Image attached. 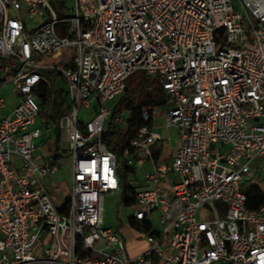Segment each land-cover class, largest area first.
Segmentation results:
<instances>
[{
    "label": "built area",
    "instance_id": "2783aa9c",
    "mask_svg": "<svg viewBox=\"0 0 264 264\" xmlns=\"http://www.w3.org/2000/svg\"><path fill=\"white\" fill-rule=\"evenodd\" d=\"M51 1L0 0V88L17 96L7 111L0 97V264H264V201L249 208L241 189L252 179L264 192V0H65L59 11ZM138 71L162 87L180 143L157 161L161 135L142 125L123 151L125 165H151L129 216L160 224L138 229L148 247L132 255L103 224L122 161L102 134ZM57 76L62 102L43 93ZM52 127L71 158L64 212L43 183L55 159L36 157Z\"/></svg>",
    "mask_w": 264,
    "mask_h": 264
},
{
    "label": "trees",
    "instance_id": "16d2710c",
    "mask_svg": "<svg viewBox=\"0 0 264 264\" xmlns=\"http://www.w3.org/2000/svg\"><path fill=\"white\" fill-rule=\"evenodd\" d=\"M54 75V74H53ZM55 90L43 91L44 94L52 95ZM43 98H45L43 96ZM167 104V97L160 84L152 78L145 75L144 72L138 71L131 75L126 81L124 92L116 99L112 108V114L107 122V129L102 134V140L107 148L114 152L119 158L123 157V151L127 147L128 142L135 135L136 131L142 125H152V115L148 121H145L141 115V109L147 106H164ZM121 113H125V121L120 124L115 117ZM125 170L131 173L133 168L124 165ZM118 173L121 179V198L120 203L124 206L134 204L136 191L132 185L122 182V174L120 168ZM246 205L249 208L258 207L264 201V192L257 187L251 186L245 191ZM66 207L59 208L60 212H64ZM129 224L144 231H152L151 221L149 219L136 220L129 217Z\"/></svg>",
    "mask_w": 264,
    "mask_h": 264
},
{
    "label": "rangeland",
    "instance_id": "374dc122",
    "mask_svg": "<svg viewBox=\"0 0 264 264\" xmlns=\"http://www.w3.org/2000/svg\"><path fill=\"white\" fill-rule=\"evenodd\" d=\"M51 1V0H50ZM65 0H59V1H51V5L54 9H56L57 11H59V9H62L64 4H61L62 2H64ZM62 13L65 15L70 14V9L67 7L64 8V10H62ZM55 71V70H54ZM56 72V71H55ZM10 89V87L8 88ZM55 93L56 91L58 92V96H64L66 93V87H65V83L64 81L61 79V77L57 76L55 79ZM3 93H6V91H4ZM164 111L165 107H160L159 110L156 111L155 117H154V123L158 126H160V132L163 135V141H161L160 143H155L154 145H152L153 148L155 149H159L160 155L162 158H171L178 145L180 142V138L177 135V130L174 127H169L166 128L163 126V120L161 119L162 114L159 113V111ZM84 112V109H82L80 111V116H83L82 113ZM35 143L38 144L39 140L36 139ZM123 159L124 157H121V165H120V173L122 174V182L124 184H128V185H132L135 191H139L141 189H144V187H146V185H144V181H143V176L142 173L138 172L136 174H131L128 173L125 168H124V163H123ZM70 160L71 158L67 156V158L62 161L63 162V167L62 169L58 170L57 172H55L54 174L50 175V179L51 181H53L55 184L60 185L61 188H68L71 184L72 181V168L70 165ZM252 179H249L247 181H244L241 184V189L243 191H246L247 189H249L252 184H253ZM150 187V186H148ZM51 191L53 190V187H50ZM61 201V200H60ZM119 196L118 195H106L103 199V218H104V224L106 226H115V224L117 222H122L123 225L127 222V215H129L132 211V207L130 206H124L123 204L119 203ZM58 203L60 204V202L58 201ZM117 206H118V213H117ZM152 228L154 230H158L160 229V224L158 221V218L156 216L152 217ZM127 230V231H126ZM124 232L126 234L125 240L126 238H131V233L128 231V229H124ZM139 237L141 238V240H143L141 242V244H143L144 242V238L141 234V232H138ZM129 249V248H128Z\"/></svg>",
    "mask_w": 264,
    "mask_h": 264
},
{
    "label": "crops",
    "instance_id": "0c3cea01",
    "mask_svg": "<svg viewBox=\"0 0 264 264\" xmlns=\"http://www.w3.org/2000/svg\"><path fill=\"white\" fill-rule=\"evenodd\" d=\"M9 87H10V89H8ZM4 91H6V93H3ZM53 93H54V97L56 98L57 101L62 102V101L65 100V95L60 97V96H58V92L57 91H56V93H55V91ZM0 97L6 98V108L4 109V111H7V110L11 109L12 107H14V105L17 102V96L12 92V83L8 82V83L5 84L4 87L0 88ZM160 107H164V106H159L152 113L153 115H152V125L151 126H152L153 129L158 131L160 133V135H161V139L159 141H157V143H160L161 141L164 140L163 139V135L160 132V126H158V125H156L154 123V117H155L156 111L159 110ZM50 113H51V115H54L55 112H54L53 108L50 110ZM159 113L162 114L161 119L164 121V119H163L164 111L163 110L159 111ZM44 120H45V118H43V117H40L38 119L40 124L42 122H44ZM163 126L166 127L164 125V122H163ZM166 128H169V127H166ZM58 136H59V133L56 132L53 127L50 128V129H44L43 128L41 135L36 138V139L39 140V143L38 144L35 143L36 144V157H37L38 161L39 162H43V161H47L49 158H54L56 163H57V166H58L57 170L55 172H57L58 170L62 169V167H63V162L62 161H64L67 158V156L70 157L68 154L67 155L63 154L64 150H62L63 148L58 143V138H57ZM152 150H153V157L157 161L171 160L172 157L175 155V153H174V155L171 158L170 157L169 158H162L161 155H160L159 149H155V148L152 147ZM13 161L16 164L19 163V160L16 157L13 158ZM70 165H71V160H70ZM150 169H151V165H150L149 159H146L144 164H143V166L141 168H139L138 170L133 169L134 171H132L131 174H136V173L140 172V173H142V176H143V171L144 170L145 171L146 170H150ZM50 175H52V174H50ZM50 175H48V176H46L44 178V181H43L44 187H45L46 191L52 197L55 205L58 208H64L66 206V203H67L68 198H69L71 184L66 189L65 188H61L60 185L55 184L53 181H51ZM172 178H173L172 175L169 176V178H168L169 180H167L168 182H166L167 184H165L166 188H168V184H169V182H170V180ZM143 181H144V185H146V187H148V185L145 183L144 177H143ZM50 187H53L54 191H51ZM146 187H144V188H146ZM58 201L60 202V204L58 203ZM119 203H120V199H119L118 204ZM129 206L131 207V205H129ZM117 213H118V206H117ZM129 215H127V222L124 225H123L122 222L119 221V222H117L115 224V226H107V227H111V228H113L115 230H120V232L125 237H126V234L124 232V229H128V231L131 233V238H128V239L126 238V240H125L126 244H127V249L129 248L128 251H129L130 254L135 255V254H138V253L142 252L143 250H145L148 247V243L144 239L143 244H141V242L143 240H141V238L138 235V229L132 227L129 224V222H128V219L130 217ZM153 216H156V215L153 214L152 216H150L151 224H152V217ZM104 223L105 222H104V218H103V224Z\"/></svg>",
    "mask_w": 264,
    "mask_h": 264
}]
</instances>
